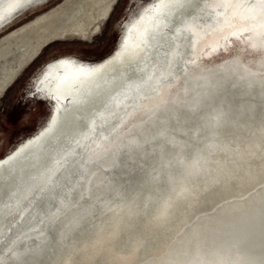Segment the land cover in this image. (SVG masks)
I'll return each instance as SVG.
<instances>
[{"label": "snow or ice", "instance_id": "6c2138e0", "mask_svg": "<svg viewBox=\"0 0 264 264\" xmlns=\"http://www.w3.org/2000/svg\"><path fill=\"white\" fill-rule=\"evenodd\" d=\"M140 5L144 10V15L139 20L148 18L154 25V30L145 29L140 44L132 51L127 45L120 51L110 53L116 56L113 62L118 65L111 85L119 90L109 91L111 101H116L119 97L131 100L133 103L128 105L132 109L126 116H121L117 120H111L109 116H115L111 112V104L104 103L102 107H96L87 123L79 125L82 117L71 113L65 116L64 123L72 130L76 129L75 134L69 135L62 130L59 117L51 118V122L40 134L30 143L34 144L38 152L47 154L50 150L54 155L48 156L51 163L45 162L37 168L38 175L31 178L35 181L34 190L38 193L36 201L44 203L53 201L59 197L60 207L53 217L58 218L61 210L67 206L65 201H72L74 194H78L80 201H88L93 198L94 189L103 188L109 196H115L125 202H134L136 198L144 196L146 191L159 186L167 179L172 185V194L168 196L151 215L149 223L157 228H165L170 223L171 217L181 211H185L190 204L198 203L202 193L198 192L190 182H177L173 168H182L181 173L184 177L199 176L203 171L200 160L196 159L192 163H187L183 159L186 141L183 137L193 133L199 137L202 133L210 132L213 136H227L235 127L244 125V118H255L257 105L253 102L254 97L246 99L245 92H231L225 86L223 90L208 91L194 102L183 101L184 107L177 104L176 100L170 98V94L164 91L165 87L169 90L173 88L170 77L174 76L171 70L173 61L182 53L173 51L172 59L168 61V72L161 71L157 75L156 71L144 72L143 75H136L134 69L140 63L147 66L148 50L159 37L164 36L160 31L161 27H167L165 18L173 14L175 10L188 7L185 0H140ZM34 6L39 7L38 0H0V25L6 19L24 10L30 11ZM135 7V5H133ZM222 8L224 11L217 12V24L219 18L223 17V25L220 27L236 28L232 32L233 36L239 37L243 33H248V43L253 50L264 49V0H219L214 6V10ZM120 11V3L117 2L112 10V17ZM238 21L239 24H233ZM200 25L196 18L186 22L182 28H177L176 33H191L198 35ZM108 22H106L104 32L98 37L95 43H102L103 37L107 32ZM194 44V42H193ZM127 58V63L125 59ZM185 64H195L196 61H184ZM89 63H101L91 61ZM83 76L79 78V86H87L88 94H92V87H99L96 80L101 78L102 68L81 69ZM188 70L184 69V95L188 96ZM250 77L264 76V71H253ZM179 79V77H175ZM245 79V77H241ZM165 81L168 83L165 85ZM262 89L261 96L264 97V80H256ZM249 80L248 87L254 83ZM233 89L239 85L232 83ZM150 93V94H149ZM0 99V112H6L5 100ZM58 99V97H57ZM87 101H82V103ZM171 105V106H170ZM248 105L249 107L245 108ZM227 106V107H225ZM264 106V103H262ZM117 107L119 104L117 103ZM60 109L57 108V113ZM138 112H143L147 120L145 124L149 126L139 133H133L132 128L127 127L128 118ZM205 113L207 116L205 117ZM252 113V116H248ZM193 117L202 122L192 126ZM135 127V125H133ZM259 133L264 140V119L261 120ZM51 141V143H49ZM48 145V148H45ZM256 148L264 152V142L257 144ZM82 150V151H78ZM255 155V153H252ZM77 157H79L77 159ZM41 157H38V160ZM16 156H6L0 159V168L5 163L12 164L16 161ZM37 167V165H33ZM14 173V165H13ZM100 174L103 179L99 183H94V178ZM9 177H5L7 180ZM64 189H67L64 192ZM30 192L32 189L29 190ZM63 192V195L61 193ZM247 199V198H245ZM35 202V201H34ZM151 196L148 195L144 202V208L148 209L151 205ZM111 203L110 200H103L96 197V202L91 207L96 208L99 204L103 206ZM10 208L11 205H5ZM112 211L111 208L108 209ZM138 215L131 213L130 222L127 224V231L139 232L142 229V222L133 220L132 217ZM258 228L260 236V252L257 257L254 255V235L255 227L240 229L230 234V239L226 245H219L215 240L211 241V259L187 260L184 264H264V198L259 202ZM43 223V221H41ZM54 223V220L52 221ZM78 226L81 228L80 235L87 232L86 225ZM43 235V233H41ZM118 238H122L118 234ZM53 239H55L53 237ZM208 244V240L199 235L194 236L188 241L189 245H194L197 249L201 244ZM13 250L10 248L9 252ZM129 255L131 252L128 253ZM187 254V253H185ZM26 254H14L12 260L17 264H28L23 259ZM42 264V261H41ZM64 264H75L71 255L67 257ZM99 264V259L97 260ZM179 264V262H177Z\"/></svg>", "mask_w": 264, "mask_h": 264}, {"label": "water", "instance_id": "95a60500", "mask_svg": "<svg viewBox=\"0 0 264 264\" xmlns=\"http://www.w3.org/2000/svg\"><path fill=\"white\" fill-rule=\"evenodd\" d=\"M223 11L222 8L218 9V12ZM185 21L181 20V24L179 23L176 29L182 28ZM234 22L235 25L239 24L238 21ZM219 25H223V17L219 18ZM219 25L217 24L215 30L207 33L204 38L199 37L194 44L191 40V33L182 32L179 35L175 33L172 38L171 52L179 51L181 45L184 44L185 36L189 37L190 47L185 58L196 61L195 64L188 63L187 66V68L192 67V70L188 71L190 90L191 87L196 88L202 82H211L217 86L222 83L221 78L224 77L231 78V81L235 80L231 83H236L240 87L241 84L246 83V79H241V77L249 78L250 72L264 71V49L253 50L251 44L248 43V33H243L239 37L233 36L232 32L236 28ZM165 32L168 30L166 29ZM164 45L156 48L153 59L148 65L150 68L146 72L150 73L155 70L159 75L161 71L169 70L168 60L171 56H167V60L163 61L166 62L165 66L159 59L165 55L161 52L165 49ZM218 57L221 58L216 61ZM79 61L86 64H97ZM184 61L182 64H185ZM184 69L182 66L180 70L183 73L182 76H184ZM253 78L264 80V76ZM173 85H175L173 88L165 92L170 94L171 99H179L184 95V79L178 80ZM252 88L261 89L258 83H254ZM116 90L119 89L113 87L109 91ZM109 91L103 100L96 103V107L110 103L111 112H114L117 117L120 112L130 109L128 105L133 101L126 100L122 96L116 101H111ZM255 94L260 93L255 91ZM201 96H198L197 100ZM253 97L256 102L264 100V97L262 99ZM46 102L48 103L47 100ZM259 102V105L262 104ZM48 107L50 108L49 103ZM93 110L85 115L80 125L87 123ZM131 111L132 109L129 110ZM248 115L253 114L248 113ZM206 116L207 113H205ZM112 117L114 116H109V118ZM262 119H264V106L261 105L257 107L254 119L244 118V125L233 128L227 136H213L207 132L197 137L190 132L188 136L183 137L186 141L184 145L186 150L182 158L187 163L199 159L203 171L199 176L192 177H184L181 174L183 169L179 167L171 171L177 182H190L202 195L198 203L190 204L185 211L174 214L167 227L157 228L149 223L157 207L172 194L173 185L167 179L159 186L146 191L144 196L136 198L134 202H125L102 191L103 193L100 192L98 196L103 200H110L111 203L103 206L98 204L96 208L92 207L87 212L88 217L85 219L87 232L85 234L80 235L81 229L66 234L64 232L67 230H62L56 242L50 245V248H44L41 251L46 259H43L42 264H64L69 255L73 257L75 264H97L98 259L99 264H177V262L184 264L187 260L211 259L212 240L219 245H226L230 234L252 227H255L254 255L258 257L260 252L258 211L259 202L261 198H264V152L258 150L256 145L264 142L259 133ZM146 120V115L138 112L128 118L127 127L132 128L133 133H139L148 125L144 123ZM197 122L202 121L193 117L192 126L194 127ZM75 131L76 129L73 128L68 134H75ZM45 162L51 163L48 158L43 163ZM37 168L25 178L24 186L18 191L20 192L18 197H14L15 189L10 191L6 189L2 197L0 196V209L2 207L5 210L8 208L5 205H11L12 214L10 216L14 217V223L10 224L4 232L6 225L1 226L0 222V257L26 231H35L38 228L37 226L30 227L32 222L39 221L42 217L53 216V213H56L60 207L58 197L53 201L40 202L34 208L36 203L34 199L37 195L34 190L35 181L31 177L38 175ZM30 189H32L31 192ZM148 195L151 196L152 202L150 207L145 209L144 202ZM95 202L96 198L91 205ZM109 208L112 211H109ZM130 211L138 214L132 217L133 220L142 222V229L139 232L127 231ZM118 234L122 238H118ZM197 235L206 238L208 244L202 243L199 249L194 245H189L188 241ZM129 252H131L130 255Z\"/></svg>", "mask_w": 264, "mask_h": 264}, {"label": "bare ground", "instance_id": "6f19581e", "mask_svg": "<svg viewBox=\"0 0 264 264\" xmlns=\"http://www.w3.org/2000/svg\"><path fill=\"white\" fill-rule=\"evenodd\" d=\"M59 1L60 0H38V3L40 5L39 7L34 6L30 11L22 10L16 13L15 16L6 19L3 25H0V32L4 31L5 33V31H9L13 24L24 16L38 11L33 15L36 16L42 13L44 10L50 8L52 5L54 6L55 3ZM89 2L90 0H85L79 6L77 4L76 10L74 12L66 13L63 15L51 14L50 16L43 19L40 23L38 22L36 24L35 30H33L30 34L24 36L23 39L20 40V42L16 43L15 53L19 54L17 59L24 60V58L29 53H31L32 50L35 49V46L42 40V38L46 36L48 31H51V27H55L54 24L58 26H65L69 22H74L75 17L82 14L85 8L89 5ZM155 2H157V0H153V3ZM185 2L188 5L187 8L175 10L173 14L165 18V23L168 26L166 28L162 26L160 29V31L164 33V36L159 37L156 41H153V45L148 50V56L145 58L147 60V66L145 67L144 63H140L139 67L134 69V73L136 75H143L144 72L149 70L150 67L148 65L153 59L156 48H159L161 45L165 44V49L161 51L162 53L164 52L165 55L159 59L163 62L164 60H167V56H171V49L173 48L172 38L176 33V27L179 23L181 24V20H186L184 22L185 24L186 22L191 21L193 17H195L196 22L200 25L199 29L197 30L199 35H192L191 37V40L194 41V43L199 39V37L204 38L207 33H212L215 30L217 26L216 15L218 9L214 10V6L215 4H217V0H185ZM133 5H135V7H133ZM130 8L132 9L133 15L130 16L129 20L125 23L124 29L121 30L120 33V40L111 53H114V51H120L124 48L125 45H127L129 51L134 50L136 46L140 44L144 30H154V25L150 19L145 18L144 20H139V17L141 15H144V10L140 5V0H126L121 15L116 22L114 32H116V29H118V33L120 32L119 25L122 20L123 22L126 20L125 15ZM51 22H53V25L51 24L52 26H49ZM233 24H235L234 21ZM45 25H48L49 27L47 30H44ZM166 29L168 30V32H165ZM39 31H41V35H39ZM35 34H37L38 36H36ZM185 37L186 39L184 40V44L181 45L179 51H177L179 53H182V55L173 61V67L171 70L174 72V76L170 77V81L171 83L173 82V84H176L178 80L184 79V76H182L183 73L180 70L182 66L184 68H187L188 66V64H182V61L186 60L185 54L188 52V48L190 47L189 37ZM78 53L82 52L77 49L70 48L58 49V51H56L54 55L48 57L45 61L51 59L55 60L46 64L41 70H39L38 67L34 69L26 80V82H28L27 86H24L20 90V94L17 97L14 106L12 107V110H23V113L19 118V124L17 125L19 131H21L23 129V126L28 123H33L34 121L37 123L44 115L43 109L40 110V108H38L37 106L35 107L37 101H39L40 99L44 100L45 102L46 100L48 101L50 105V111L46 118V121H44V123L32 135L27 137L24 141L18 142L13 148L10 149V145H8L9 143L6 139L0 141V159L9 155L17 157V160L13 161L12 164L5 163L4 166L0 168L1 197L6 189L7 191L15 189L14 192L16 193V195L14 197H18L20 195V192L18 191L21 190V188L24 186V181L26 180L25 178H27V175L34 169H36L39 165H41L46 160V158H48V156L54 155V153H52L50 150H48L47 154L45 152H38L36 146L30 143V141L35 139V137L40 136V134L47 127V124L51 122V118L59 117L62 122V130L65 132H69L71 130H69V128L64 123V118L66 115L71 113L73 117H75L76 115L82 117V119L77 122L80 125L83 118H85V115L96 107V103L100 100H103L106 93L110 89L115 87L110 83L113 79V76L118 75V73L115 72V68H117L118 65L113 63L117 59L114 54L111 56L109 54L108 56L104 57L100 61L101 63L86 64L80 62L76 57H73L72 54L78 55ZM169 59H172V57H169ZM187 61L190 60L188 59ZM125 63H127V58L125 59ZM165 63L163 62V66H165ZM89 68L103 69L101 78L96 80V84H98L99 87L97 88L95 87V85H93L91 95L88 94L87 86L81 88L78 83L79 78L83 76L81 69ZM141 68L144 69V72L140 71ZM187 70H192V67L187 68ZM177 76L179 77V79L175 78ZM221 79L223 80H221L222 83L217 86H215V84L211 82H202L199 83L198 87L196 86V88L194 86L191 87L192 94L189 93L190 95L187 98L185 97V95H183L179 99L176 98L175 100L177 104L181 107H184V104L182 103L183 101L194 102L195 100H197L198 96H201V94L204 95L210 90L222 91L225 86L231 92L247 93L248 95L246 99L249 100H251L250 98H252L253 96L260 99L263 98L261 96L262 89L255 90V88L248 87L249 80H252L253 82L256 81V79L253 77L245 78L246 83L243 85L241 84L240 87L236 90L231 87V82L235 80L231 81V78L229 77H224ZM164 83L166 85L168 81H165ZM167 89L168 88L165 87L164 91H166ZM255 91H258L260 94H255ZM26 101H28L29 104L26 105L24 103ZM82 101L87 102L82 103ZM253 102L257 105L259 101L256 102V100H254ZM259 103H264V100H261V102ZM261 105L262 104H258L257 107ZM32 107H35L36 109L32 111ZM247 107L249 106L246 105L245 108ZM57 108L60 109L59 113H57ZM129 110H131V108L127 109L126 112H120L118 114V117L123 115L125 116L129 112ZM118 117L114 116L110 119L117 120ZM149 124L146 126V128L149 126ZM49 143H51V141ZM45 148L47 149L48 145H45ZM78 151L82 150L78 149ZM38 157H41V159L38 160ZM78 158L79 157H77V159ZM33 165H37V167H33ZM5 177L9 178L6 180ZM101 179H103V177L98 173L96 178H94V183H99ZM64 190L67 191V189ZM102 191H105L103 185H101L98 189H94L93 198L88 201H80L78 198V194H74V199L72 201H65L67 206L61 210L58 218L48 216L40 218L39 221L32 222L30 227L37 226L38 228L35 231H26V233H24L18 240H16L13 245L9 247L4 252V254H2V256L0 257V264H17V262H14L12 260V256L14 254H26L23 255V259L26 260L28 264H39L40 261L46 260L44 259L45 256H43L44 253H42L41 251L44 248H50L49 246L53 245L56 242V240L61 235L62 230H67V232H64V234L74 233L76 232V230H80L81 228L78 226V223L80 225H85V219L88 217L87 212L92 209V207L89 208V206H91V203L95 200L98 194L103 193ZM35 194L38 195L37 192H35ZM34 201L36 202L34 208H36L40 202L36 201V198L34 199ZM11 214L12 208L3 210L1 207V226L6 225V228L3 230V232L9 228L10 224L14 223V217L10 216ZM53 220L54 223L52 222ZM41 221H43V223ZM39 222H41V224H39ZM41 233H43V235ZM53 237L55 239H53ZM33 247L38 248L36 249ZM10 248L13 250L12 252H9Z\"/></svg>", "mask_w": 264, "mask_h": 264}, {"label": "rangeland", "instance_id": "374dc122", "mask_svg": "<svg viewBox=\"0 0 264 264\" xmlns=\"http://www.w3.org/2000/svg\"><path fill=\"white\" fill-rule=\"evenodd\" d=\"M85 0H60L55 5L44 10L42 13L33 16L36 12H32L16 23L7 32H0V99L5 100L6 112H0V141L6 139L10 149L13 148L23 138L32 135L43 123L49 114L48 103L45 101H37V106L40 110L43 109L44 115L36 123H28L19 131L17 125L23 110H12L20 90L27 86L26 80L34 69L39 70L51 59L45 61L48 57L54 55L58 49L70 48L77 49L82 53L78 55L72 54L81 61H100L108 56L117 46L120 40L121 30L124 29L125 23L129 17L133 15L132 9H128L125 15V21L120 23L118 29L114 32L116 22L121 15L126 0H90L89 5L85 8L82 14L75 17L74 22H69L65 26L51 27L46 36L35 46V49L29 53L24 60L17 59L19 54L15 53V45L20 42L24 36L30 34L36 28V24L41 22L51 14H66L76 10L78 6ZM120 3V11L116 16L109 20L112 10ZM33 16V17H32ZM106 22H108L107 32L103 37L102 43L98 44L94 41L101 37L104 32ZM53 22L49 26H52ZM49 27L45 25L44 30ZM41 35V31L38 32ZM38 36L37 34H35ZM221 57L216 58L219 61ZM57 59V58H56ZM38 70V71H39ZM30 100V99H29ZM26 105L28 101L24 102ZM21 105V103H20ZM32 107V111L36 108ZM17 121V122H16ZM19 131V132H18ZM1 157V156H0Z\"/></svg>", "mask_w": 264, "mask_h": 264}]
</instances>
